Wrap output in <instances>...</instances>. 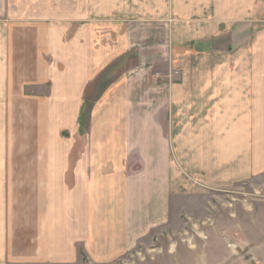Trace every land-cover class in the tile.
<instances>
[{
	"label": "crops",
	"instance_id": "crops-1",
	"mask_svg": "<svg viewBox=\"0 0 264 264\" xmlns=\"http://www.w3.org/2000/svg\"><path fill=\"white\" fill-rule=\"evenodd\" d=\"M263 3L0 0V17L14 18L13 28L21 35L9 47V30L0 25V264L29 259L35 262L31 264L40 259L43 264H71L78 247L96 263L133 249L153 226L168 220L172 179L180 173L177 163L215 191L263 175L264 41L241 45L239 58L215 60V72L198 73L194 84L184 82L165 92L169 100L164 105L152 102L154 89H130L138 74L107 84L109 89L98 94L105 99L95 106L87 99L90 87L103 80L90 67L93 37L88 35L95 27L116 44L121 34L140 28L170 32L175 38L195 34L198 40L186 46L178 42L179 49L200 52L216 49L210 40L217 34L261 17ZM75 26L79 37L53 53L57 60L48 71L49 89L25 96L27 87L39 85L33 74L27 76L39 47L35 43L33 51V39L24 38V32L48 34L55 52L56 31L63 29L59 32L66 35ZM25 45L30 53H24ZM60 64L64 71L56 68ZM136 97H143L144 105L138 106ZM8 161L31 162V170H25L28 165L11 169ZM105 162L111 167L105 168ZM136 163L139 172L133 168ZM261 210L255 240L259 259L264 206ZM25 219L31 229L26 239L20 226Z\"/></svg>",
	"mask_w": 264,
	"mask_h": 264
},
{
	"label": "rangeland",
	"instance_id": "rangeland-1",
	"mask_svg": "<svg viewBox=\"0 0 264 264\" xmlns=\"http://www.w3.org/2000/svg\"><path fill=\"white\" fill-rule=\"evenodd\" d=\"M4 23L5 28L9 30V47L14 48L15 37L17 35L21 37L13 28L17 21L14 18L0 17V25ZM25 23L23 24L27 25ZM56 25L58 26V23ZM75 27L74 31L66 35L62 31L59 32L63 29L56 31L55 52L48 45V34L24 32V38L32 37L33 39V51L36 50V44L39 47L38 60L36 58V64L30 65L33 71L29 73L27 65L24 67L27 69L25 74L29 73L28 77L33 74L39 85L27 87L25 96L28 93L42 95L44 94L43 89H49L51 76L48 71L57 60L53 53L61 51L64 43L73 42L75 36L79 37L78 26ZM238 29L242 30L241 35ZM134 30L130 35L121 34V41L120 44L117 43L118 45L110 39L108 34H102L103 30L100 32L98 27L90 30L88 36H90L89 39L93 37V40L88 52L93 63L90 66L91 70L93 69L92 75L97 79L103 78L102 81L99 79V82L90 87L87 97L90 105L95 106L102 102L105 98L98 97V94L109 89L107 84L117 78H122L125 74L127 76L138 74L136 82L131 85L130 89L137 90L139 93L154 89L152 90L154 96L152 102L160 103V105L166 104L169 95L167 98L165 92L169 93L175 86L181 83L184 85V82L194 84L195 75L198 73L206 76L209 72H215L217 67L215 63L218 60L222 61L230 57L239 58L242 51L238 48L244 43L264 41V14L261 17L248 18L246 23L235 24L230 30L217 34L215 37L205 35L204 38L213 37L210 41H213L211 43L215 44L216 49H202L199 50L200 52L180 50L178 44L182 42L186 46L188 41L198 40V35L180 33L175 38V34L170 32L159 34L154 30L151 31L152 29L146 32H143L142 28L137 32ZM84 41L85 38L82 39V42ZM10 42L13 44L10 45ZM176 43L178 46H175ZM23 47L24 53L31 52L30 46L29 48L26 45ZM127 53H130V56L124 57ZM215 60L217 61L214 62ZM56 68L61 71L65 69L62 64ZM135 100L138 106L144 105L143 97H136ZM145 100L149 101V99ZM27 116L29 115H25V118ZM28 124H30L29 119H27ZM139 164L136 163L133 167L137 172L140 171ZM30 165L31 162L18 164L8 161L6 164L14 170L23 169L26 166L27 171L31 170ZM177 166L180 173L172 179V187L169 191L170 213L164 225L153 226L152 231L144 236L133 249L121 253L118 257L105 258L96 263L94 259L84 254L82 248L78 247L75 251L78 255L76 261L73 260L71 264H264V236L258 239H263V248L259 252L260 259L255 256V240L258 235L257 217L262 211L261 207L264 206V174L244 183L232 184L230 190L222 188L215 191L204 188V185L194 179L191 173L182 169L179 163ZM108 167H111V163L105 162V168ZM23 222L20 226L24 231L22 237L26 239L31 229L26 223L27 219ZM259 229L264 230V214L260 219ZM106 236L109 238V235ZM245 237L253 238L254 241H242ZM27 246L25 241L22 246L23 251ZM40 260L39 264H43V260ZM29 261L32 262L30 259ZM30 262H21V264H31ZM9 264L12 263L9 262Z\"/></svg>",
	"mask_w": 264,
	"mask_h": 264
}]
</instances>
